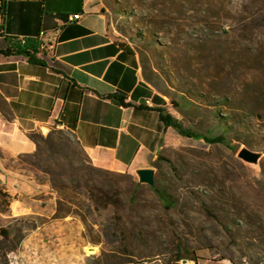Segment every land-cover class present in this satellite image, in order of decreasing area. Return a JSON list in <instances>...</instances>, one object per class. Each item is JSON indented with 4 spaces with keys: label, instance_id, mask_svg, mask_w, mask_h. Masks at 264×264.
Here are the masks:
<instances>
[{
    "label": "rangeland",
    "instance_id": "rangeland-1",
    "mask_svg": "<svg viewBox=\"0 0 264 264\" xmlns=\"http://www.w3.org/2000/svg\"><path fill=\"white\" fill-rule=\"evenodd\" d=\"M103 3L111 33L139 54L168 113L200 135L230 133L232 150L171 130L153 164L154 186L175 200L171 211L139 175L93 167L63 131L42 135L37 152L13 168L56 194L61 212L74 205L95 264H193L201 254L264 264V23L240 20L246 0ZM244 27L252 32L245 40ZM243 148L262 154L257 166L238 158ZM7 198L0 191L3 205ZM23 236L20 229L15 240Z\"/></svg>",
    "mask_w": 264,
    "mask_h": 264
},
{
    "label": "crops",
    "instance_id": "crops-1",
    "mask_svg": "<svg viewBox=\"0 0 264 264\" xmlns=\"http://www.w3.org/2000/svg\"><path fill=\"white\" fill-rule=\"evenodd\" d=\"M73 16L81 20L70 24ZM26 45L43 65L14 54ZM8 51L0 57V191L9 197L0 199V264H95L74 205L61 212L56 194L13 165L37 152L31 134L63 131L96 169L154 171L171 130L152 109L169 102L146 80L139 54L111 33L103 0H0V52ZM193 264L233 263L201 254Z\"/></svg>",
    "mask_w": 264,
    "mask_h": 264
},
{
    "label": "trees",
    "instance_id": "trees-1",
    "mask_svg": "<svg viewBox=\"0 0 264 264\" xmlns=\"http://www.w3.org/2000/svg\"><path fill=\"white\" fill-rule=\"evenodd\" d=\"M246 3H248V4H244L242 6L243 12H240V15H241L240 20L245 21L246 23H249L250 21L257 19V20H261L264 23V0H246ZM212 9H213L212 6L208 7L209 12L212 11ZM213 11H214V9H213ZM240 31H241L240 36H241V39H243V40L247 39L248 35H250L252 33L246 27H244ZM258 31L260 33H264V26H259ZM39 52H40V50L37 47H32V46L26 45L22 49L19 48L17 51L14 52V54L25 56L28 59V61L33 65H36V64L43 65V62L37 60V58H36V55ZM10 55H12L11 51L0 52V57L10 56ZM244 65H245V63L241 59L239 62V66L242 67ZM146 80H148V79H146ZM115 99L120 103V105L122 107H125V108L132 107L131 104L126 103L124 98H115ZM225 99L227 101V98H225ZM223 105L225 106L226 103L223 102ZM138 109H141V108H138ZM152 110L159 114L160 121L164 125L166 130H173L177 135H179L182 138L191 139L194 141H202L203 143H205L207 145H211V146H223V147H226V148L232 150L231 143L228 139V135H230V133L220 135V136L200 135V134H197V133H195L189 129H186L182 125V123L179 120H177L172 114L168 113V111L166 109H164V108H157L156 109L155 108ZM258 111L259 110L254 109V108L250 109V114L256 115V117H259L257 115ZM261 117H263V115H261ZM234 124L238 125L239 123L235 122ZM225 125H227V124H225ZM30 139L34 143H36L37 146H39V141L43 139V136L38 135V134H31ZM159 160H161L160 157L158 158V161ZM108 173H110V172H108ZM137 186L140 187V184H138ZM151 188L153 189V191L157 195V197L160 200L163 208L166 211H171L175 207V200L171 196V194L169 193L168 189H166L164 187L159 189L155 186H153ZM222 259H225V258H222ZM184 260H190V258L180 257L177 260V262L180 263ZM190 261L193 263L196 262V261H193L192 259ZM230 262H232V261H230ZM232 263L234 264V262H232Z\"/></svg>",
    "mask_w": 264,
    "mask_h": 264
},
{
    "label": "water",
    "instance_id": "water-1",
    "mask_svg": "<svg viewBox=\"0 0 264 264\" xmlns=\"http://www.w3.org/2000/svg\"><path fill=\"white\" fill-rule=\"evenodd\" d=\"M262 154L252 152L246 148H243L238 153V158L242 160L243 162L257 166L261 160ZM140 181L144 184L149 185L150 187H153L155 184V175L153 171L146 170L139 172Z\"/></svg>",
    "mask_w": 264,
    "mask_h": 264
},
{
    "label": "built area",
    "instance_id": "built-area-1",
    "mask_svg": "<svg viewBox=\"0 0 264 264\" xmlns=\"http://www.w3.org/2000/svg\"><path fill=\"white\" fill-rule=\"evenodd\" d=\"M80 20H81V16H73L69 19V23L72 24V23L78 22Z\"/></svg>",
    "mask_w": 264,
    "mask_h": 264
}]
</instances>
